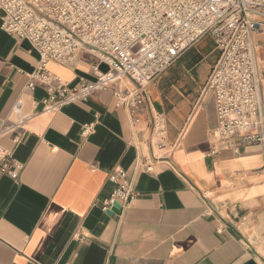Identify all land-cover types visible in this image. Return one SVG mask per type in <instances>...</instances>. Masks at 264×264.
<instances>
[{"label":"crops","instance_id":"1","mask_svg":"<svg viewBox=\"0 0 264 264\" xmlns=\"http://www.w3.org/2000/svg\"><path fill=\"white\" fill-rule=\"evenodd\" d=\"M196 45L147 85L137 123L112 92L127 91L124 80L48 111L47 86L27 88L38 54L1 29L0 14V153L22 164L16 178L0 173V264H264V147L214 137L215 95L203 86L218 54ZM94 67L108 69L82 50L74 65L46 64L72 86L94 81ZM116 168L136 195L110 215Z\"/></svg>","mask_w":264,"mask_h":264},{"label":"built area","instance_id":"2","mask_svg":"<svg viewBox=\"0 0 264 264\" xmlns=\"http://www.w3.org/2000/svg\"><path fill=\"white\" fill-rule=\"evenodd\" d=\"M0 14L1 29L28 40L38 54L39 67L27 88L34 89L36 80L47 86L43 110H57L124 80L127 91L112 92L134 123L139 122L147 85L209 36L218 54L203 86L215 95L218 123L213 135L221 142L240 137L264 147L256 62V37H264V0H0ZM80 50L108 67H94V81L80 78L72 86L46 69L49 60L74 65ZM153 125L158 135L164 133L159 114L153 115ZM91 130L92 124L85 125L83 133ZM21 168L0 153V173L16 178ZM109 181L114 189L102 210L118 202L127 206L136 195L133 181L122 168Z\"/></svg>","mask_w":264,"mask_h":264},{"label":"rangeland","instance_id":"3","mask_svg":"<svg viewBox=\"0 0 264 264\" xmlns=\"http://www.w3.org/2000/svg\"><path fill=\"white\" fill-rule=\"evenodd\" d=\"M202 43V45H201ZM199 46L198 48V53L202 56L205 55L209 52V50L212 48V40L210 39L209 36H206L202 39V41H200L196 46Z\"/></svg>","mask_w":264,"mask_h":264},{"label":"water","instance_id":"4","mask_svg":"<svg viewBox=\"0 0 264 264\" xmlns=\"http://www.w3.org/2000/svg\"><path fill=\"white\" fill-rule=\"evenodd\" d=\"M118 204H114V206L111 208V210L106 211L110 215L117 214L119 212Z\"/></svg>","mask_w":264,"mask_h":264}]
</instances>
